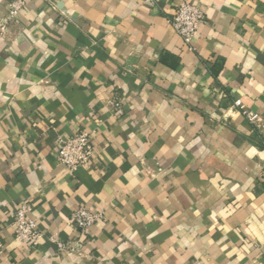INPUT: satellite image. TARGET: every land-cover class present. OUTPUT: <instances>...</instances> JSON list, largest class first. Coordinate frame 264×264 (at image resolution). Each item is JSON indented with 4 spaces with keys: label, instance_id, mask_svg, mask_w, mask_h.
<instances>
[{
    "label": "crops",
    "instance_id": "0c3cea01",
    "mask_svg": "<svg viewBox=\"0 0 264 264\" xmlns=\"http://www.w3.org/2000/svg\"><path fill=\"white\" fill-rule=\"evenodd\" d=\"M0 0V264H264V0ZM119 106H116V103ZM257 113L252 124L240 109ZM87 131L74 173L60 138ZM64 252L14 234L23 204ZM104 212L86 238L73 214Z\"/></svg>",
    "mask_w": 264,
    "mask_h": 264
},
{
    "label": "built area",
    "instance_id": "2783aa9c",
    "mask_svg": "<svg viewBox=\"0 0 264 264\" xmlns=\"http://www.w3.org/2000/svg\"><path fill=\"white\" fill-rule=\"evenodd\" d=\"M144 3L151 4L153 0H141ZM23 0H14L10 3V16H16ZM206 11L199 3L193 0L184 1L178 8L176 15L169 19L170 25L182 37L183 41L191 45L194 37L199 31L200 26L206 20ZM120 104L117 102L116 106ZM240 109L244 112L246 118L254 125L258 122V115L252 110L245 109L242 105ZM59 159L60 162L74 173L80 167L89 164L95 153V146L92 135L87 131H80L69 138H60ZM31 206L28 203L20 206L12 215V226L15 236L29 248L41 246L42 239L45 242H52L58 248V251L74 252L79 251L76 244L64 242L56 239L53 235H45L39 229L37 222L29 215ZM104 218V212H93L86 206L79 207L73 214V221L81 228L82 238H86L91 227Z\"/></svg>",
    "mask_w": 264,
    "mask_h": 264
}]
</instances>
